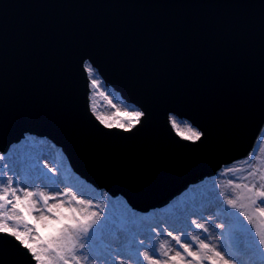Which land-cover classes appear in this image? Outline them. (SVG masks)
<instances>
[{
    "label": "water",
    "instance_id": "water-1",
    "mask_svg": "<svg viewBox=\"0 0 264 264\" xmlns=\"http://www.w3.org/2000/svg\"><path fill=\"white\" fill-rule=\"evenodd\" d=\"M87 64L140 123L101 122ZM263 132L264 0H0V153L47 137L80 176L149 212L249 157ZM0 264L37 262L0 233Z\"/></svg>",
    "mask_w": 264,
    "mask_h": 264
},
{
    "label": "rangeland",
    "instance_id": "rangeland-1",
    "mask_svg": "<svg viewBox=\"0 0 264 264\" xmlns=\"http://www.w3.org/2000/svg\"><path fill=\"white\" fill-rule=\"evenodd\" d=\"M92 106L99 118L103 117L113 125L124 123L125 127H128L127 121L130 119L132 125L136 123L134 117L128 114L140 111L137 106L125 102L113 87H108L105 84H99L97 88L92 89ZM37 148L42 149L44 154L49 156L48 160H42L41 163L48 165L44 172L52 177L51 180L38 175L29 167L34 156L33 150ZM2 157L3 160H0V188L3 187L4 178L13 176L16 181L13 188L23 189L19 193L21 196L26 191L42 194L48 198L49 207L53 204H62L64 207L60 211L64 216L71 214V208H77L83 212H97L101 220L107 216L111 222L128 229L129 239H139L142 226L159 224V228L152 234L151 243L157 246L158 251L159 245L163 244L168 255H174L176 251H180L184 255L183 249L177 242L167 236V231H172L174 236H180L181 243H189L193 251H199L197 238L203 240L207 236L208 239L205 240V243H209L210 246L217 247V250L221 245L224 246L223 255L239 257L245 261V264H262L264 261V256L258 253L245 255L236 247L237 236L245 243L252 238L248 232H242L239 229L238 221H242L247 229L251 230L252 235L256 234L257 229L264 231V217L259 215L253 205L254 200L259 202L256 193L261 190L260 185H264V135L249 159L225 167L217 176L192 186L168 206L147 214L132 210L123 199L113 198L106 192L99 191L86 183L71 169L63 152L47 140L29 138L14 147L11 153ZM49 169L52 171L49 172ZM228 199H233L237 203V208L233 209L228 206ZM33 200L36 201L37 209L41 211L28 215L25 209L24 220L13 219L7 221V224L10 229L19 228L23 238L28 239L33 247L39 249L42 246L41 242L54 237L63 224L53 223L45 227L38 223L33 219V216L47 213L42 211L45 205L40 195H34ZM208 200H211L212 203L208 204ZM80 201L83 203H79ZM221 202H223L222 207L217 206ZM193 204L203 205L200 212L208 219H202L200 215H192L191 219L198 223H204L209 229L208 233H203L195 225L190 228L183 225L185 230L178 231L181 225L175 222L176 210ZM3 211L11 214V207ZM209 212L212 214L209 215ZM245 212L253 217V224H248L247 217L243 215ZM225 213L234 215L227 216ZM133 219L137 222L136 225L131 223ZM257 220L259 224L255 225ZM219 223H225L223 234L218 227H213V224ZM25 224L28 227L37 228L38 232L27 234ZM37 235L40 237V241L34 239ZM255 239L258 240L259 236L255 235ZM128 254L134 256L132 251H129ZM161 258L163 259V257ZM124 264H129V261L125 260ZM204 264H208V261L205 260Z\"/></svg>",
    "mask_w": 264,
    "mask_h": 264
},
{
    "label": "snow or ice",
    "instance_id": "snow-or-ice-1",
    "mask_svg": "<svg viewBox=\"0 0 264 264\" xmlns=\"http://www.w3.org/2000/svg\"><path fill=\"white\" fill-rule=\"evenodd\" d=\"M87 70L90 76L94 75L91 65H88ZM91 86L92 88L98 87L96 79H92ZM128 115L134 117L136 123H140L141 117L145 114L136 111ZM100 119L106 127H113V124L108 123L105 118L100 117ZM170 123L183 140L192 142L201 140L203 135L201 132L194 130L191 126L181 128L175 117L170 118ZM127 124L128 128L126 130H130L132 120L127 121ZM117 126L124 128L125 124L120 123ZM33 152L34 156L29 163V167L38 175L51 180L52 177L44 172L48 165L41 163L42 160H48L49 156L39 148L34 149ZM0 160H3L2 156H0ZM50 171L52 169H49ZM15 182L13 176H8L3 179V187L0 188V233L10 235L15 241H19L20 245L30 251L37 264H124L125 260H128L129 264H204L205 260L208 261V264H245V261L239 257L223 255V245L217 250V247L205 243V240L208 239L207 236L203 240L197 238L199 251H193L189 243H181L180 236H174L172 231H167V236L172 237L177 242L179 247L183 249L184 255L180 251H176L174 255H168L163 244L159 245L158 251L157 246L151 243L152 234L159 228V224L155 226L151 224L144 225L140 228L139 239H129V230L122 225L111 222L107 216L101 220L97 212H83L77 208H71V214L64 216L60 211L64 207L62 204H53L49 207L47 197L42 194H34L31 191L23 192V196H21L19 193L23 189L13 188ZM260 187L261 190L256 193L259 202L254 200L253 205L259 215L264 217V185H260ZM34 195L41 196L45 205L42 211L47 214L33 216V219L45 227L53 223L63 224L54 237L41 242L42 246L39 249L33 247L28 239L23 238L19 228L13 230L7 224V221L13 219L24 220L23 212L25 209L28 215L41 211L36 207V201L33 200ZM79 203L82 204L83 201ZM207 203L211 204L212 201L208 200ZM222 204L223 202L217 206L222 207ZM227 204L233 209L237 208V203L233 199H228ZM9 207H11V214L3 211ZM202 207L203 205L193 204L177 209L174 219L176 224L181 225L178 231L185 230L183 225H187L189 228L195 225L203 233H208L209 229L204 223H198L196 220L191 219L192 215H200L202 219H208L200 212ZM211 214L209 212V215ZM225 214L227 216L234 215L233 213ZM243 215L247 217L248 224H253L251 215L247 212ZM131 223L133 225L137 224L134 219ZM213 227H218L221 234H223L225 223L213 224ZM238 227L242 232H248L252 236L246 243L237 236L236 247L238 250L245 255L258 253L264 256V247H261L264 246V231L257 229L255 235H258L259 239L256 240L255 235L251 234V230L247 229L242 221H238ZM25 228L29 235L38 232L37 228L28 227L27 224H25ZM34 239L40 241L38 235ZM129 251L134 252V256L129 255ZM262 264H264V261H262Z\"/></svg>",
    "mask_w": 264,
    "mask_h": 264
},
{
    "label": "bare ground",
    "instance_id": "bare-ground-1",
    "mask_svg": "<svg viewBox=\"0 0 264 264\" xmlns=\"http://www.w3.org/2000/svg\"><path fill=\"white\" fill-rule=\"evenodd\" d=\"M88 65H91V64H87V67H88ZM91 66H92V65H91ZM92 69H93L94 75H93V76H90L91 81H92V79H96L97 84L99 83V84H101V85H104L105 83H104L103 79L101 78V76H100L98 70H97L94 66H92ZM99 84H98V85H99ZM108 87H109V86H108ZM92 89H94V88H92ZM174 117H175V116H174ZM175 118H176V120H177V122H178V124H179V126H180L181 128H185V127H187V126H190L186 120H184V119H180V118H177V117H175ZM14 147H16V146H13V147L10 149V153L12 152V150H13Z\"/></svg>",
    "mask_w": 264,
    "mask_h": 264
}]
</instances>
